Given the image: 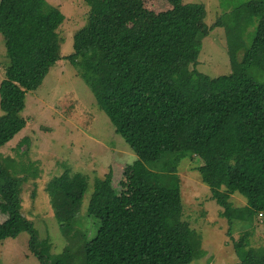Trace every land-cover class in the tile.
<instances>
[{
  "label": "trees",
  "instance_id": "obj_1",
  "mask_svg": "<svg viewBox=\"0 0 264 264\" xmlns=\"http://www.w3.org/2000/svg\"><path fill=\"white\" fill-rule=\"evenodd\" d=\"M41 2L0 0L8 57L0 81V149L26 125V92L37 89L49 69L65 59L136 155L122 171L128 186L140 181L159 196L132 211L115 189L110 167L92 183L85 214L98 220V228L88 238L72 223L80 217L89 180L65 169L45 185L50 202L59 206L55 214L68 242L54 254L21 211L25 178L14 176L0 153V212L5 215L0 240L28 232V248L39 264H189L203 251L200 233L183 216L177 167L188 156L199 161L196 170L222 207L227 233L242 230L238 239L231 236L239 258L232 264H264V245L252 246L248 229L254 215L264 211V82L251 73L264 71V0L236 6L243 17L229 26L222 16L202 26L205 5L183 0H167L170 7L136 35H110L89 20L74 32L65 56L55 27L41 20ZM216 25L225 26L231 71L209 76L197 69L199 36ZM248 27L250 42L238 60ZM236 192L245 197L243 206L230 201ZM73 241L82 243L80 260L69 245Z\"/></svg>",
  "mask_w": 264,
  "mask_h": 264
},
{
  "label": "rangeland",
  "instance_id": "obj_2",
  "mask_svg": "<svg viewBox=\"0 0 264 264\" xmlns=\"http://www.w3.org/2000/svg\"><path fill=\"white\" fill-rule=\"evenodd\" d=\"M203 3L206 16L202 26L211 25L223 17L227 26L241 22L242 14L236 6L246 0H183ZM42 0L40 16L47 27H55L59 34L60 55L71 51L74 32L91 20L98 28L110 35L139 34L159 13L167 10V0ZM237 24V23H236ZM225 26L216 25L201 40L197 69L209 76L227 74L231 65L227 53ZM251 27L244 29L243 47L237 52L241 59L245 46L250 42ZM8 64L4 38L0 33V81ZM261 70V69H260ZM253 68L251 73L264 82V71ZM2 113L0 109V114ZM22 115L26 125L14 135L0 153L3 164L14 176L22 178L21 211L30 220L41 239L47 238L50 251L58 253L67 246V240L45 191L46 183L65 169L81 172L89 180L80 217L72 224L85 229L88 238L95 235L98 220L85 214L89 193L95 177H103L113 169L114 187L132 211L143 209L157 197L154 189L140 181L129 185L123 168L136 158L133 150L116 133L108 116L97 107L91 90L77 75L75 68L60 59L47 72L35 90L27 91ZM185 132L178 133V139ZM25 142V144H23ZM197 159L183 158L178 167L183 216L190 226L201 235L203 255L193 258L189 264H232L238 261L232 238L238 239L240 230L227 233V219L220 207L210 197L209 187L201 181L196 170ZM8 163V164H6ZM234 206L245 204V197L236 193L230 196ZM61 209V208H60ZM5 215L0 212V222ZM249 243L264 245V211L254 215ZM26 231L15 237L0 240V264H39L28 248ZM76 259H82V243H69Z\"/></svg>",
  "mask_w": 264,
  "mask_h": 264
}]
</instances>
